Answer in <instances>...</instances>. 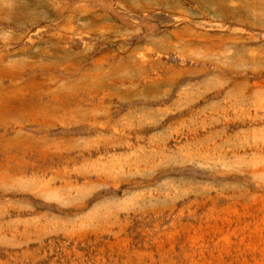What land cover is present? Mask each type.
Instances as JSON below:
<instances>
[{
	"label": "rangeland",
	"instance_id": "rangeland-1",
	"mask_svg": "<svg viewBox=\"0 0 264 264\" xmlns=\"http://www.w3.org/2000/svg\"><path fill=\"white\" fill-rule=\"evenodd\" d=\"M0 264H264V0H0Z\"/></svg>",
	"mask_w": 264,
	"mask_h": 264
}]
</instances>
